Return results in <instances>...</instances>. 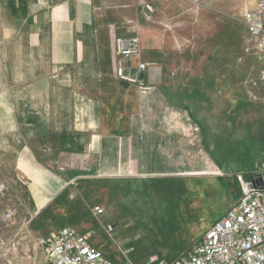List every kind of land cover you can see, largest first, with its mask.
<instances>
[{
  "label": "rangeland",
  "instance_id": "obj_1",
  "mask_svg": "<svg viewBox=\"0 0 264 264\" xmlns=\"http://www.w3.org/2000/svg\"><path fill=\"white\" fill-rule=\"evenodd\" d=\"M254 2L171 0L174 7L185 8L180 18L170 10L165 22L155 24L153 39L146 33L136 36L141 55L127 67L153 64L146 74L136 73L143 86L119 80L118 59L113 65L104 50L101 59H89L77 75L79 92L99 103L92 134L105 137L102 150L92 152L85 144L49 171L79 177L70 186L74 198H61L67 216L58 219L112 264L179 260L241 197L250 176L264 179V62L251 49L243 21ZM154 14V6L152 14L144 10L145 18ZM8 82L0 60V169L22 147L42 142L32 136L51 127L25 123L19 115L15 122L2 121L1 95ZM132 126L139 154L116 156L115 140L129 138ZM115 163L149 169L148 179L131 188L137 189L133 198H114L121 189ZM9 175L0 173L7 187L0 205V239L16 246L8 252L10 263L34 264L35 256L45 258L37 241L57 220L48 213L20 214L27 204L16 199ZM97 207L102 214L95 213ZM8 210L14 216L5 222Z\"/></svg>",
  "mask_w": 264,
  "mask_h": 264
},
{
  "label": "crops",
  "instance_id": "obj_2",
  "mask_svg": "<svg viewBox=\"0 0 264 264\" xmlns=\"http://www.w3.org/2000/svg\"><path fill=\"white\" fill-rule=\"evenodd\" d=\"M147 1L155 10L151 19L145 18L140 0H0V60L9 81L2 89V121L15 122L14 116L19 115L25 123L51 124L44 135L32 136L42 142L26 145L16 154L14 151L15 159L2 163L0 173L9 172L7 178L16 188V199L23 198L28 205L20 203L24 205L20 214L48 213L57 220L49 234L42 232L45 239L69 226L58 219L67 216L62 213L65 203L61 198H74L70 186L79 178L71 173H52L49 168L85 144L91 145L92 152L101 153L105 138L92 134L100 116L99 103L79 92L77 75L89 59H101L102 50L115 65L116 37H142L146 33L147 39H153L155 24L165 22L167 12L177 11L175 18H180L185 10L181 5L174 7L171 0ZM134 134L132 126L129 138L115 140L116 156L139 154L141 149L133 146ZM148 172L139 165L115 163L121 189L114 198H133L137 189L131 188L148 179ZM33 262L46 264L42 255L35 256Z\"/></svg>",
  "mask_w": 264,
  "mask_h": 264
},
{
  "label": "built area",
  "instance_id": "obj_3",
  "mask_svg": "<svg viewBox=\"0 0 264 264\" xmlns=\"http://www.w3.org/2000/svg\"><path fill=\"white\" fill-rule=\"evenodd\" d=\"M140 6L146 13H153V6L143 0ZM248 29L251 49L264 62V0H255L252 8L243 15ZM118 59L116 75L119 80L143 86L136 77L146 74L153 64L138 62L135 68H128L132 58L141 55L140 40L136 36L118 37L114 41ZM90 150V146L87 151ZM64 172V167H59ZM263 186L253 188L246 185L241 197L211 227L202 238L194 243L185 256L174 262L158 261L142 264H264V179ZM7 187L0 181V205L5 200ZM101 208H95L97 215ZM14 214L6 211L5 222ZM37 246L43 248L46 264H112L103 254L76 229L65 226L51 239H39ZM15 244L0 239V262L10 263L8 252L15 250ZM124 264H133L130 262Z\"/></svg>",
  "mask_w": 264,
  "mask_h": 264
},
{
  "label": "water",
  "instance_id": "obj_4",
  "mask_svg": "<svg viewBox=\"0 0 264 264\" xmlns=\"http://www.w3.org/2000/svg\"><path fill=\"white\" fill-rule=\"evenodd\" d=\"M263 177L262 175H256L250 177V183L252 184L253 188H258L263 186Z\"/></svg>",
  "mask_w": 264,
  "mask_h": 264
}]
</instances>
